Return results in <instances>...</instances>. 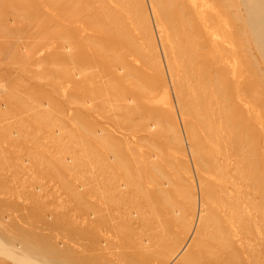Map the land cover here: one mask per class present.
I'll list each match as a JSON object with an SVG mask.
<instances>
[{
    "label": "rangeland",
    "instance_id": "obj_1",
    "mask_svg": "<svg viewBox=\"0 0 264 264\" xmlns=\"http://www.w3.org/2000/svg\"><path fill=\"white\" fill-rule=\"evenodd\" d=\"M70 1L0 0L2 247L44 264H207L220 241L241 258L248 216H264V162L244 154L263 150L264 60L247 32L232 43L211 20L238 60L215 73L174 0H97L89 18ZM233 69L263 85L230 90ZM5 249L0 264H17Z\"/></svg>",
    "mask_w": 264,
    "mask_h": 264
},
{
    "label": "bare ground",
    "instance_id": "obj_2",
    "mask_svg": "<svg viewBox=\"0 0 264 264\" xmlns=\"http://www.w3.org/2000/svg\"><path fill=\"white\" fill-rule=\"evenodd\" d=\"M69 1V0H68ZM73 3L75 1H79V0H72ZM97 0H84L85 2V9H86V13L87 16L89 18V16L91 15V13L93 12V14L95 15L96 11L95 9L91 10L88 8L87 4H92L94 2H96ZM175 3L173 4V11H174V16L181 14V20L184 23L182 26L184 27L183 31H187L186 35H189V37H192V35H194V37H196L195 35H198V38L201 39L200 42L195 43V54L197 56H205V52L203 51H197V49H203V48H211V49H216L214 50L216 52V56L217 59L214 60V55L212 56L211 60H210V64L213 65L214 62L215 64L218 66L215 67V73L218 72V70L224 66V65H228L230 63V65H235L237 66L238 60L236 58V54L231 53V54H225L223 49L221 48V51H218V45L216 44V42L212 41V28L216 26H219V24H213L211 22V20H213V18L215 17H220V16H224L226 18L227 21V27H226V33L228 38L230 39V41L232 43H235L239 37L238 35L240 34L239 32L241 31L242 33L247 32V38H243V42H246V46L250 45V42L253 43V45L255 46V48L258 49V52L261 55V59L264 60V0H174ZM172 1V2H174ZM28 2V1H27ZM51 2V1H50ZM47 2L46 4L50 3ZM55 2V1H53ZM71 2V1H70ZM68 3V2H67ZM72 3V2H71ZM72 3V4H73ZM83 3V2H82ZM32 4V3H31ZM70 3H68L69 5ZM71 4V6H72ZM81 4V3H80ZM65 5V4H64ZM63 5V6H64ZM66 5V6H68ZM62 6V7H63ZM106 6V5H105ZM104 6V7H105ZM50 7V6H49ZM77 7V6H76ZM75 7V8H76ZM82 7V5H81ZM67 8V7H66ZM65 7L61 9L62 14L64 13V9H66ZM68 8L70 9V7L68 6ZM67 8V9H68ZM74 9V8H73ZM72 9V10H73ZM108 9V7H105L103 10ZM241 10L243 12H241ZM84 12V10H82ZM75 12V9L72 13ZM79 12V11H78ZM77 12V13H78ZM60 14V13H58ZM74 15V14H73ZM79 15V14H78ZM66 17V16H65ZM70 18V16H69ZM72 18V17H71ZM92 19V18H91ZM64 20V19H63ZM68 21V20H67ZM77 21L75 19H71V23H76ZM61 23V22H60ZM173 23V19L169 22V24ZM78 26H80L78 24ZM63 27V26H62ZM74 27V26H73ZM82 27V26H81ZM65 28H67L65 26ZM64 28V29H65ZM77 28V26H76ZM79 28V27H78ZM77 28V29H78ZM75 29V28H74ZM77 29L75 31H77ZM82 29V28H81ZM59 30V29H58ZM71 30V29H70ZM69 30V31H70ZM88 30V29H87ZM86 30V31H87ZM90 30V29H89ZM161 30V29H160ZM219 30H221V27L219 26ZM217 31V30H216ZM63 29L61 30V34H65L62 33ZM79 32H82L79 30ZM88 32V31H87ZM72 32L66 33V34H70ZM83 33V32H82ZM84 34V33H83ZM192 34V35H191ZM71 35V34H70ZM74 35V34H73ZM79 35V34H78ZM82 35V34H80ZM64 36V35H63ZM92 36V35H91ZM75 37H76V33H75ZM83 37V36H81ZM86 37V36H85ZM214 37V36H213ZM70 38V37H69ZM80 38V36H79ZM93 38V37H92ZM197 38V37H196ZM195 38V39H196ZM251 38V39H250ZM66 40V39H65ZM81 40V38H80ZM87 40V39H86ZM90 40V39H89ZM188 40V39H187ZM220 40V39H219ZM88 41V40H87ZM64 42V41H63ZM92 42V41H91ZM62 43V42H61ZM60 43V45H61ZM67 43V42H66ZM70 43V42H69ZM67 43V44H69ZM63 44V43H62ZM186 47H188L190 50L192 48V43H189L187 41V43H185ZM66 48H70V46L68 45V47ZM65 52H67L65 50ZM186 57V56H185ZM64 58V57H61ZM82 58V57H81ZM87 58V57H86ZM80 59V58H79ZM84 59V58H83ZM88 59V58H87ZM69 60V59H68ZM200 60V59H199ZM198 60V61H199ZM207 59H205L206 61ZM87 61V60H86ZM122 61V60H121ZM127 61V60H126ZM208 61V60H207ZM231 61L233 62V64L231 63ZM82 62V61H80ZM85 62V61H84ZM128 62V61H127ZM192 62V61H191ZM86 63V62H85ZM207 63V62H206ZM264 63V62H263ZM120 64V63H119ZM118 64V66H119ZM201 64H204L201 63ZM209 64V63H208ZM243 65H244V71H247V73L245 74L246 76L249 75L250 69L251 67L249 65H247L244 61H243ZM115 66L117 67V64H115ZM203 66V65H201ZM231 66V67H232ZM130 67V66H129ZM250 69H249V68ZM124 68H127L126 65ZM135 67V71H136ZM116 69V68H115ZM231 70V69H230ZM115 73V72H114ZM220 74V73H219ZM124 76V75H123ZM215 76V75H214ZM224 76L221 75V77ZM120 77V76H119ZM245 76L242 75L241 73L236 71L235 69L232 70V82H230V86L233 87L230 90H235L236 93H239L240 91H250L252 89V87L255 85V83H259V85H263V80H260L259 78H256L255 80H253L252 82H248L247 80H244ZM228 80V78H227ZM216 82V81H215ZM216 84V83H215ZM204 85V84H203ZM223 87V86H222ZM228 90V88H227ZM233 92V91H232ZM241 92V93H242ZM235 93V92H234ZM233 93V94H234ZM227 94V93H226ZM225 95V94H224ZM245 95V94H244ZM228 100V99H227ZM238 102L242 100L241 95H239V99H237ZM202 103V102H201ZM228 103V102H227ZM255 101L253 100H249L247 101V106L245 107V111L244 113L246 114V117L249 118L247 122H245V120H242V124H244V127L246 129V131H248V133L250 134V132H252V134H254V129L251 125L252 119H251V114L253 109L251 108L250 104L254 105ZM234 105V103L232 104ZM239 106V105H238ZM206 108V107H205ZM240 108V107H239ZM239 110V109H238ZM232 111V110H231ZM234 112V110H233ZM237 113V112H236ZM243 113V112H242ZM243 113V114H244ZM239 114V113H238ZM208 115V114H207ZM210 116V115H209ZM207 117V116H206ZM233 118V117H232ZM241 119V118H240ZM232 121V120H231ZM234 121V120H233ZM236 121V120H235ZM233 125V124H232ZM230 125V126H232ZM213 127V126H212ZM243 129V128H242ZM244 130V129H243ZM216 133V132H215ZM243 133V132H242ZM261 133V132H260ZM240 134V133H238ZM262 134V133H261ZM209 136V135H208ZM243 136V135H242ZM210 137V136H209ZM243 139V138H242ZM247 139V138H246ZM208 140V139H207ZM211 140V138H210ZM238 142V141H237ZM235 142V143H237ZM213 143V141H212ZM233 143V142H232ZM250 143V142H249ZM227 145V144H226ZM239 145V144H238ZM216 147V146H215ZM251 147V146H250ZM218 148V147H217ZM254 148V147H253ZM191 151V150H190ZM258 150H253L248 151L247 153H244L246 156H248V158L252 156H261V159H258V164H260L261 162H264V145H263V150H261V153L257 152ZM242 152V148L241 145H239V147L237 148V153H239L241 155ZM227 154V153H226ZM222 157V156H221ZM243 158V157H242ZM227 159L232 160V155L231 154H227V157L225 159V161H227ZM234 159V158H233ZM208 162V160L206 161ZM248 164H251L252 162H254V160H246L245 161ZM253 164V163H252ZM250 166V165H249ZM253 167V165H252ZM264 167V165H263ZM202 168V167H201ZM198 169V168H196ZM208 170V169H207ZM218 170V169H217ZM252 171V170H251ZM217 172V171H216ZM210 173V172H209ZM212 176V175H211ZM214 176V175H213ZM244 176V175H243ZM227 177V176H226ZM225 177V178H226ZM219 178V177H218ZM217 178V179H218ZM259 178V177H258ZM214 181V180H213ZM209 182V181H208ZM219 182V181H218ZM214 183V182H213ZM233 183V182H232ZM235 183V182H234ZM212 184V183H211ZM219 184V183H218ZM217 185V184H216ZM218 186V185H217ZM248 186V185H247ZM255 186V185H254ZM216 187V186H215ZM198 188V187H197ZM228 188V187H227ZM213 189V188H212ZM252 189V188H251ZM214 190V189H213ZM242 190V189H241ZM217 191V189H216ZM209 192V191H208ZM215 192V191H214ZM245 192V191H244ZM260 192V191H259ZM205 193V192H204ZM251 193V192H250ZM231 194V192L229 193ZM209 195V194H208ZM204 196V194H203ZM213 196V194H212ZM223 196V195H222ZM257 196V195H256ZM211 197V195H210ZM255 197V196H254ZM204 198V197H203ZM243 198V197H242ZM233 200V199H232ZM232 202V201H231ZM194 204V203H193ZM219 204V203H218ZM223 206V205H222ZM231 207V205H230ZM245 207V206H244ZM204 206L202 205V203L200 201H198V207H197V214L198 216L204 211ZM252 208V207H251ZM264 208V207H263ZM233 209V208H232ZM239 209V208H238ZM232 212V211H231ZM259 212V211H258ZM220 213V211H219ZM261 213V212H260ZM249 214V213H248ZM252 214V213H251ZM235 215V214H234ZM223 216V215H222ZM245 216V215H243ZM232 217V216H231ZM241 217V216H240ZM249 217V224L254 226L255 229V233L250 236L249 243L247 244L246 247H244V251L242 253L241 258H238V255L236 256V254H234L233 252H231V248L233 247V242H228L226 243L227 245L225 246L224 243L220 242V241H215L217 243H215L214 245H210L212 247V250L210 248H208V255L207 257H205V261H207V264H264V216L261 214L259 217L257 215L254 216H248ZM200 220V219H199ZM198 221V220H197ZM232 222V221H231ZM242 222V221H241ZM223 223V222H222ZM197 224V223H196ZM244 224V223H243ZM260 225V226H258ZM224 226V225H222ZM227 227V225H226ZM228 228V227H227ZM230 228V226H229ZM219 230V229H218ZM194 232V231H193ZM192 236V235H191ZM193 237V236H192ZM240 238V237H239ZM240 239H238L239 241ZM247 240V241H248ZM237 241V239H236ZM188 242V241H187ZM220 242V243H219ZM241 242L239 241V243H237L238 245ZM185 244V243H184ZM183 244V245H184ZM190 245V244H189ZM3 245L0 242V251L5 249L8 251L9 253V257H11L14 262H16L17 264H44L43 262H39L35 259L30 258L29 256L24 255H19L17 252L14 253L11 248H7V246L3 248ZM20 246V245H19ZM187 247L186 245H184L183 247H181L182 249L179 250V253L176 257H179L182 253L184 248ZM17 248V247H16ZM15 248V249H16ZM21 248V247H20ZM14 249V250H15ZM28 249V248H27ZM18 250V248L16 249ZM24 250V249H23ZM30 250V249H28ZM26 251V250H24ZM223 253H226L227 255H229L230 260L228 259L227 262L225 263L223 261L224 256L222 258ZM234 255H233V254ZM38 254V253H37ZM40 255V254H39ZM236 256V257H235ZM42 257V256H41ZM44 257V256H43ZM42 257V258H43ZM175 257V258H176ZM49 258V257H48ZM47 258V260H48ZM174 258V259H175ZM228 258V257H227ZM181 259V258H180ZM39 260V259H38ZM50 261L52 259H49ZM173 261V260H172ZM56 263V262H55ZM49 264V262H48ZM57 264V263H56Z\"/></svg>",
    "mask_w": 264,
    "mask_h": 264
}]
</instances>
